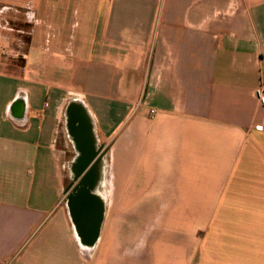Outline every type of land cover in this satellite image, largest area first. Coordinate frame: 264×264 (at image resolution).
<instances>
[{
    "label": "crops",
    "instance_id": "0c3cea01",
    "mask_svg": "<svg viewBox=\"0 0 264 264\" xmlns=\"http://www.w3.org/2000/svg\"><path fill=\"white\" fill-rule=\"evenodd\" d=\"M9 1L30 26L0 20V264H264V0ZM77 103L112 143L85 241L62 205Z\"/></svg>",
    "mask_w": 264,
    "mask_h": 264
},
{
    "label": "flooded vegetation",
    "instance_id": "af4514ba",
    "mask_svg": "<svg viewBox=\"0 0 264 264\" xmlns=\"http://www.w3.org/2000/svg\"><path fill=\"white\" fill-rule=\"evenodd\" d=\"M91 119H92L91 116L88 113H86L84 108H82V104L77 103L71 109V119H70V124H69L70 131L68 132V139H69V143L72 146V149H73L75 156L73 157V160H72L73 162L70 163L71 168L69 169V171L71 172L70 186H71V189L73 188V190L69 196V201L71 200L72 195L77 196L80 193H84V192L88 193L87 191L91 187H96L98 190L99 177L101 174L99 169L95 170V172H94L95 176L94 177L90 176L83 183V185H80V184L91 173V170L93 169V167L95 165L101 164V168L103 167V164H104L105 158H106L105 156H107V154L109 152V149L107 150L105 148V146L98 144L99 145V147H98L96 142H95L96 144H92V145L90 144L89 145V142L92 143V137L95 136L94 128L92 129V127H91V125L93 123V121ZM81 120H82V124H81ZM77 123H79L80 125H78L75 128V126H76L75 124H77ZM85 138H86V143L84 140ZM97 142H98V140H97ZM77 143H81V145L85 146V148L82 149V146L80 144L77 145ZM86 146H88V147H86ZM86 148H89L90 150H86ZM95 151H96L95 155L93 157H90L91 154H94ZM78 173H79V175H78ZM77 180H78V183H77ZM79 185H80L79 190L76 193H74ZM93 195H94V198L96 199V201H100L97 194H93ZM81 198H83V197H81ZM87 201H88V199H86L84 206L86 207V210L87 209L89 210V206L87 205ZM75 213H77V212H75V209H72L71 215H72L74 222L76 221V219L80 220L77 218L78 213L77 214H75ZM81 218L83 219L82 220L83 223L82 222L81 223H82V226H84V229L88 228L89 227L88 221L90 220L88 211L85 212L81 216ZM75 225L77 227L78 232H80L79 231L80 222L78 221V224H77V221H76Z\"/></svg>",
    "mask_w": 264,
    "mask_h": 264
},
{
    "label": "rangeland",
    "instance_id": "374dc122",
    "mask_svg": "<svg viewBox=\"0 0 264 264\" xmlns=\"http://www.w3.org/2000/svg\"><path fill=\"white\" fill-rule=\"evenodd\" d=\"M95 1L96 0H92V2L90 4L91 5L90 14H91V12L94 13ZM77 5H79L78 6L79 14L75 13ZM23 6H20L19 2H17V4H16L14 2H10L9 0H0V17H2V18H0V20L1 19L3 20L4 26L6 24V26H8V27L10 26V27H12V28L14 27L16 29L24 28V30H26L27 27L29 28L30 25H28L26 22L24 23L22 21L16 20L13 17H12L13 19L12 18L10 19L9 17L4 19V17L6 16V15H3L4 13H9V16H12V15L14 16L15 15V17L19 16V14H20L19 12L25 14L26 11H27V8L23 7ZM10 7H12V10L9 11L8 9ZM72 10H73L72 13L67 11V13L65 14L66 23H69L70 27H71V25L76 24V27H74V28L75 29L77 28L76 30L78 32L80 30H82L84 27H88V25L86 24V20L84 19V15L82 13V9L80 7V3H75ZM90 14H89V16H90ZM91 18L92 17L90 16V19ZM2 26H0V27H2ZM9 51L10 50L8 49L7 51L6 50L3 51V53H9ZM113 139H114V137H113ZM100 143L102 144V142H100ZM100 143L98 142V144H100ZM63 144H62L63 147L62 146L61 147H62V149L64 148L66 150V153L64 154V162H63V164H64L63 172H64V175L66 176V179H65L66 193H65V196H64V198L62 200V205H67L68 202H69V196H70V194H71V192L73 190V188L71 189V186H70V183H71V180H70L71 172L69 171V169L71 168L70 167L71 166L70 163L73 162L72 160H73V157L75 155H74V152H73L71 144H66V145H63ZM111 144L112 143H110V146H107V145H104V146L108 150L109 147H111ZM98 147H99V145H98ZM154 170H163V169L162 168H154ZM116 173H117V175H119V173H120L119 166L116 167ZM77 183H78V180H77ZM154 185H155V187H157L158 184H154ZM96 193H98V192L95 191V194ZM112 214H116L115 205L112 207ZM123 216L125 218H128V217L134 218V217L138 216V221L143 220V221H146V222H151V221L154 220L153 218L156 217L158 219L159 223H160V219L163 218L164 220L161 221V223H160L161 226L164 228V230L162 232V235L163 236H166V235L167 236H171L173 234L178 233V231H175V230H173L171 228H166V222H165L166 216L164 217V215L161 214V211H155V210L153 211V210H145V209H129V210L123 211ZM170 217H171V213H170ZM123 226L124 225L121 224L122 228H123Z\"/></svg>",
    "mask_w": 264,
    "mask_h": 264
},
{
    "label": "water",
    "instance_id": "95a60500",
    "mask_svg": "<svg viewBox=\"0 0 264 264\" xmlns=\"http://www.w3.org/2000/svg\"><path fill=\"white\" fill-rule=\"evenodd\" d=\"M85 201H86V198H79L74 203H72V205L70 204V201L68 203L70 209L71 210L75 209V212H77L80 215L79 216L77 213H75L77 214V218L80 219V220L76 219V221H77V224H78V221L80 222V225H79L80 232L79 233L81 234V237L83 238L84 241H85V238L86 239L92 238L94 236H95L94 238H97L98 233L96 234V229H97V224L99 223V219L101 218L100 201L93 202L92 200L88 199L87 205L89 206V210L88 209L86 210V207L84 206ZM87 211L90 217V220L88 221L89 227L84 229V226H82L83 219L81 218V216ZM91 240L94 241V239H91Z\"/></svg>",
    "mask_w": 264,
    "mask_h": 264
},
{
    "label": "bare ground",
    "instance_id": "6f19581e",
    "mask_svg": "<svg viewBox=\"0 0 264 264\" xmlns=\"http://www.w3.org/2000/svg\"><path fill=\"white\" fill-rule=\"evenodd\" d=\"M91 143H89V145H90ZM80 145H81V143H80ZM82 146V145H81ZM86 147H88V146H86ZM85 148V146H82V149H84ZM86 150H90L89 148H86ZM90 153V152H89ZM95 153H96V151H95ZM95 153L94 154H91V156L90 157H93L94 155H95ZM103 168V167H102ZM102 168H101V164H97V165H95L94 167H93V169L91 170V173L81 182V184L80 185H83V183L91 176H95V174H94V172H95V170L96 169H99L100 170V172H102L101 170H102ZM80 173V172H79ZM79 173H78V175H79ZM77 175V176H78ZM76 176V177H77ZM80 185L78 186V188L75 190V193L79 190V187H80ZM95 191L96 192H98V190H97V188L96 187H91L87 192L88 193H80L79 195H77V196H74V195H72V197H71V200H70V204L72 205V203H74L77 199H79V198H81V197H83V198H86V199H89V200H92L93 202H95L96 201V199L94 198V195L93 194H95ZM90 193V194H89ZM92 196H93V198H92Z\"/></svg>",
    "mask_w": 264,
    "mask_h": 264
},
{
    "label": "built area",
    "instance_id": "2783aa9c",
    "mask_svg": "<svg viewBox=\"0 0 264 264\" xmlns=\"http://www.w3.org/2000/svg\"><path fill=\"white\" fill-rule=\"evenodd\" d=\"M255 96L260 103L264 107V82H262L255 91Z\"/></svg>",
    "mask_w": 264,
    "mask_h": 264
}]
</instances>
